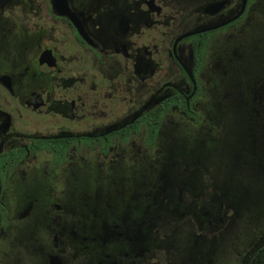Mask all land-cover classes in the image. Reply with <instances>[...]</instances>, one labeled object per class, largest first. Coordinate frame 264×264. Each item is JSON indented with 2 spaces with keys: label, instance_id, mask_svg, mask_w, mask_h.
<instances>
[{
  "label": "flooded vegetation",
  "instance_id": "1",
  "mask_svg": "<svg viewBox=\"0 0 264 264\" xmlns=\"http://www.w3.org/2000/svg\"><path fill=\"white\" fill-rule=\"evenodd\" d=\"M62 1L67 12L0 0V264H264V189L226 187L208 209L178 202L168 210L188 213L178 239L157 235L149 204L119 216L107 200L88 218L79 200L112 194L126 146L151 148L169 115L192 120L197 154L202 116L264 121V0ZM239 74L243 96L225 98ZM128 215L148 222L118 221Z\"/></svg>",
  "mask_w": 264,
  "mask_h": 264
},
{
  "label": "rangeland",
  "instance_id": "2",
  "mask_svg": "<svg viewBox=\"0 0 264 264\" xmlns=\"http://www.w3.org/2000/svg\"><path fill=\"white\" fill-rule=\"evenodd\" d=\"M254 44L251 50L253 54L257 53ZM239 51L241 49L238 53ZM249 59V62L255 61L256 56ZM246 69L248 70V67ZM219 71L223 75L225 69L219 68ZM238 71L240 72L241 68ZM237 78L239 80L234 81L232 85L234 89L230 92L234 96L228 95L225 98L237 100L243 96L244 92L239 84L247 77L243 78V75L239 74ZM220 93H224L222 85L218 86L216 93L212 91L213 95L216 94L215 100H221ZM207 96L205 101L208 104ZM236 103L240 102L233 101L234 107ZM216 114L210 117L202 116L204 127L201 129L203 136L200 139L204 144L200 146L199 154L193 151V138L199 132H196L192 120L185 115L167 116L159 138L151 148L143 149V146H139L141 151H138L136 147L138 140L134 142V146H126L125 152L130 159L121 164L123 167L121 172L126 176L125 180L112 179L111 182H119L112 194L104 192L97 194L95 191H90L89 196L80 197L79 200L83 204L82 211L85 213L87 210L90 218L96 206L106 207L105 201L108 200L113 211L120 216L122 209L128 204H132L133 207L127 208L134 209L136 205L149 204L153 206V210L156 209L153 212L156 217L151 221L155 223L153 229H158L157 235L178 239L186 235L184 231L188 229L186 222L188 213L177 218L176 214L168 211L178 202L186 207L185 210H190L188 208L190 205L205 206L202 209H208L210 203L217 204V201L210 202V194L213 192L219 194L220 191L226 190V187L232 188L239 196L244 195L242 193L245 191L254 192L256 188L264 189V180L258 181L256 177L264 175L262 142L264 121L259 116H247L244 111L228 112V116L226 113L220 115L216 112ZM204 146L214 148L203 149ZM103 166V173L106 175L110 168L106 167V164ZM140 173H144L146 178L139 179ZM227 182L231 186L227 185ZM92 193L96 195H91ZM65 198L66 196L57 195V201ZM73 210L76 208L73 207ZM166 211L168 215L164 214ZM118 221L138 222L135 225L137 228L148 222L145 217L137 219L133 215ZM102 230L99 222V226H94L90 233L95 235L101 232L102 235ZM242 241L236 240L237 245ZM230 249V245L224 244L221 251L228 252Z\"/></svg>",
  "mask_w": 264,
  "mask_h": 264
},
{
  "label": "trees",
  "instance_id": "3",
  "mask_svg": "<svg viewBox=\"0 0 264 264\" xmlns=\"http://www.w3.org/2000/svg\"><path fill=\"white\" fill-rule=\"evenodd\" d=\"M161 116L160 115H152L151 117V121L150 122H146L147 124H149V128H148V135L151 139H154L155 134H156V126L160 120Z\"/></svg>",
  "mask_w": 264,
  "mask_h": 264
},
{
  "label": "water",
  "instance_id": "4",
  "mask_svg": "<svg viewBox=\"0 0 264 264\" xmlns=\"http://www.w3.org/2000/svg\"><path fill=\"white\" fill-rule=\"evenodd\" d=\"M63 3L62 0H53V4L56 5L59 12H67L65 9H59L60 6Z\"/></svg>",
  "mask_w": 264,
  "mask_h": 264
}]
</instances>
